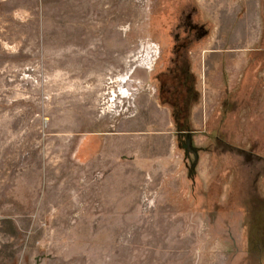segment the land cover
Segmentation results:
<instances>
[{
	"label": "rangeland",
	"instance_id": "rangeland-1",
	"mask_svg": "<svg viewBox=\"0 0 264 264\" xmlns=\"http://www.w3.org/2000/svg\"><path fill=\"white\" fill-rule=\"evenodd\" d=\"M176 47L187 134L159 96ZM252 236L264 0H0V264H264Z\"/></svg>",
	"mask_w": 264,
	"mask_h": 264
},
{
	"label": "trees",
	"instance_id": "trees-1",
	"mask_svg": "<svg viewBox=\"0 0 264 264\" xmlns=\"http://www.w3.org/2000/svg\"><path fill=\"white\" fill-rule=\"evenodd\" d=\"M175 50L172 66L158 74L159 96L162 103L168 104L173 110V120L178 134H187L191 129L190 108L199 99L200 94L195 86L196 80L191 66L177 47Z\"/></svg>",
	"mask_w": 264,
	"mask_h": 264
},
{
	"label": "flooded vegetation",
	"instance_id": "flooded-vegetation-1",
	"mask_svg": "<svg viewBox=\"0 0 264 264\" xmlns=\"http://www.w3.org/2000/svg\"><path fill=\"white\" fill-rule=\"evenodd\" d=\"M195 73V72H194ZM196 75V73H195ZM197 76V75H196ZM178 133V132H177ZM188 137L189 135L186 136V140L188 141ZM262 240V241H261ZM250 246H251V250L249 251L250 253L252 252H259L260 254H264V236L263 237H258V236H252L251 241H250ZM231 243L233 244V246L235 247L237 243H235V240H232Z\"/></svg>",
	"mask_w": 264,
	"mask_h": 264
},
{
	"label": "crops",
	"instance_id": "crops-1",
	"mask_svg": "<svg viewBox=\"0 0 264 264\" xmlns=\"http://www.w3.org/2000/svg\"><path fill=\"white\" fill-rule=\"evenodd\" d=\"M208 50L205 49V51H208L209 53H217V52H219L220 49L215 48V49H208ZM221 50H223V49H221ZM221 52H223V51H221ZM194 72L196 73L198 80H199V78H201V72H200L199 67H195ZM199 82H200V80H199ZM102 138H103V136H100V137H98L99 140L95 139V142H97V145H98L97 147L99 148V151L102 149V147L104 145ZM99 142H100V145H99Z\"/></svg>",
	"mask_w": 264,
	"mask_h": 264
},
{
	"label": "bare ground",
	"instance_id": "bare-ground-1",
	"mask_svg": "<svg viewBox=\"0 0 264 264\" xmlns=\"http://www.w3.org/2000/svg\"><path fill=\"white\" fill-rule=\"evenodd\" d=\"M127 80V78L126 79H124L123 81H126Z\"/></svg>",
	"mask_w": 264,
	"mask_h": 264
}]
</instances>
